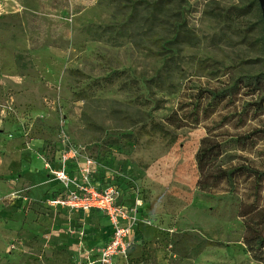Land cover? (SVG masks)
<instances>
[{
  "label": "rangeland",
  "instance_id": "374dc122",
  "mask_svg": "<svg viewBox=\"0 0 264 264\" xmlns=\"http://www.w3.org/2000/svg\"><path fill=\"white\" fill-rule=\"evenodd\" d=\"M263 37L258 0H0V264H76L70 235L105 227L28 199L25 175L57 149L26 142L33 120L59 124L125 201L147 199L115 264H264L244 244L264 238V92L246 80L264 74ZM209 130H261L223 144L235 183L211 195L191 184Z\"/></svg>",
  "mask_w": 264,
  "mask_h": 264
},
{
  "label": "built area",
  "instance_id": "2783aa9c",
  "mask_svg": "<svg viewBox=\"0 0 264 264\" xmlns=\"http://www.w3.org/2000/svg\"><path fill=\"white\" fill-rule=\"evenodd\" d=\"M25 140L29 145L50 144L57 148L54 155H48L46 151L38 154L43 171L52 180L51 188L39 202L43 207L51 211H98L109 221L111 231L107 240L101 246L88 249L77 264H115L117 260L129 257L140 208L147 199L140 197L137 190L132 200L125 201L118 185L98 182L95 159L82 148L73 146L59 124L52 126L45 120H33L25 132ZM83 236L84 232L79 231L76 240L79 248L83 247Z\"/></svg>",
  "mask_w": 264,
  "mask_h": 264
},
{
  "label": "trees",
  "instance_id": "16d2710c",
  "mask_svg": "<svg viewBox=\"0 0 264 264\" xmlns=\"http://www.w3.org/2000/svg\"><path fill=\"white\" fill-rule=\"evenodd\" d=\"M263 20V17H262ZM264 23V21H263ZM247 81L252 82L255 85V89L264 92V74L262 76H247ZM215 96L214 92H211ZM261 130H255L251 133L245 134L243 136H232L228 135L226 140L216 141L214 137L211 136L210 130L208 134L203 137L200 141L199 148L196 152V166L198 170V178L196 181V187L201 192L206 194H213V188H216L222 179L225 182L233 185L235 183V173L236 168L224 169L216 164L218 156L221 154V147L225 142L231 141H246L252 138L253 135ZM254 174H257L258 178L261 180L264 178V171H259L257 169L252 170ZM258 244L261 248L264 246V238H256L253 241H248L245 239L244 244L248 247L249 251L253 250V245ZM255 259L261 260L259 256H254Z\"/></svg>",
  "mask_w": 264,
  "mask_h": 264
},
{
  "label": "crops",
  "instance_id": "0c3cea01",
  "mask_svg": "<svg viewBox=\"0 0 264 264\" xmlns=\"http://www.w3.org/2000/svg\"><path fill=\"white\" fill-rule=\"evenodd\" d=\"M34 147L37 148V146H34ZM44 174H45V172L43 170L41 172L37 168V171H34L33 173H28V174L25 175L26 178L31 181L30 187H29V191L27 193L29 200L37 199V201H39L46 194L47 190H49L51 188L52 180L47 177V174H45V175ZM19 179H21V177ZM196 181H197V176H194L193 179H192L191 184H192V189H195V190H196ZM122 198L125 200L124 196H122ZM195 200H196L195 195L191 196L190 202L194 203ZM169 207H172L171 203L169 204ZM52 212L61 213V214H68V215H76V216H82L84 214H87V213H79V212L71 211V210H59V211H52ZM91 212H96V213H99L101 216H103V218L105 219L104 220V226L105 227L102 228V230L100 232L101 235L98 238H96L95 240L93 239L94 241H92L90 239L88 230L83 227V230L81 229V231L84 232L83 247H81V248L78 247L77 241L75 240V236L72 235V234L70 235L71 237L74 238L75 258H76L75 262H76V264H77V262L79 260L83 259V257L85 256L86 252L88 251V249L93 248V247L101 246L107 240L108 234L111 231L109 221H108L107 217L104 214H102V213H100L98 211H91ZM78 230H80V229H78ZM71 231H72V229H70L69 232L71 233ZM77 234H78V232H77ZM134 238H135V242H134V246H133V248H132V250L130 252V255H131L132 252H134L133 250L135 248H137L140 240L142 239V234H141L139 228H137L136 231L134 232Z\"/></svg>",
  "mask_w": 264,
  "mask_h": 264
},
{
  "label": "water",
  "instance_id": "95a60500",
  "mask_svg": "<svg viewBox=\"0 0 264 264\" xmlns=\"http://www.w3.org/2000/svg\"><path fill=\"white\" fill-rule=\"evenodd\" d=\"M258 1H259L261 11H262L263 21H264V0H258ZM263 42H264V37H263Z\"/></svg>",
  "mask_w": 264,
  "mask_h": 264
}]
</instances>
